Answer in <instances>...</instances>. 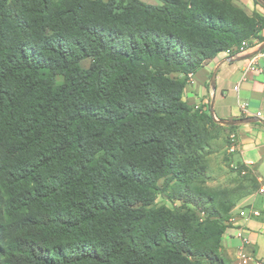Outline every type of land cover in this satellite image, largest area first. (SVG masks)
Masks as SVG:
<instances>
[{
	"label": "trees",
	"instance_id": "16d2710c",
	"mask_svg": "<svg viewBox=\"0 0 264 264\" xmlns=\"http://www.w3.org/2000/svg\"><path fill=\"white\" fill-rule=\"evenodd\" d=\"M158 1L0 0V264H225L236 203L200 221L155 197L211 202L192 184L199 123H217L183 92L218 53L263 40L264 13Z\"/></svg>",
	"mask_w": 264,
	"mask_h": 264
},
{
	"label": "crops",
	"instance_id": "0c3cea01",
	"mask_svg": "<svg viewBox=\"0 0 264 264\" xmlns=\"http://www.w3.org/2000/svg\"><path fill=\"white\" fill-rule=\"evenodd\" d=\"M244 8L250 14L256 5L247 2ZM252 64L254 68L245 72ZM183 99L191 106L205 107L216 120L236 121L226 125L231 130L230 151L237 162L252 170L257 188L231 210L220 255L231 264H264V51L252 47L232 56L218 53L189 75ZM252 209L258 215H251ZM241 210L249 216H240Z\"/></svg>",
	"mask_w": 264,
	"mask_h": 264
},
{
	"label": "rangeland",
	"instance_id": "374dc122",
	"mask_svg": "<svg viewBox=\"0 0 264 264\" xmlns=\"http://www.w3.org/2000/svg\"><path fill=\"white\" fill-rule=\"evenodd\" d=\"M142 1L150 4H159L158 0ZM255 1L257 0H233L236 5L240 6L244 10V6L247 5V2L250 5L255 3L256 8L252 10V13L255 12L263 14L264 6L259 1H257V3ZM261 1L264 2V0ZM258 35L263 38V40L250 37L244 45L245 49L254 47L257 51H264V28ZM89 62V59H84L80 62V65L82 67H87ZM198 108L199 106L194 109ZM214 121L217 124L211 125L210 123H199L200 127H198L203 129L201 134L204 140H206L203 148L199 151L204 156L205 172L204 176L198 179V182L194 181V184H192V188L200 192L203 191L205 195L210 196L212 199L211 202L203 201L202 206L199 208L190 203H183L181 200L172 199L171 194L168 192H158L155 197V203L157 205H164L170 209L185 207L186 209L193 211L197 218L202 221L205 219V213L202 209L206 210L215 207L223 214H226L224 210V206H226V204L222 201L225 199L224 197H227L232 202L237 203L240 197H243L256 189L251 188L256 183L252 170L240 162H237L233 157L232 151H230V147L232 145L230 128L225 124L219 123L215 119ZM161 183L162 182L160 181V184ZM224 193L226 194L224 195ZM227 216L230 218L231 212L230 214H227ZM227 216L225 215L226 218ZM229 218L226 222L228 228L231 225ZM221 246L222 241L217 249L219 257L223 259L225 264H231L229 261L221 257Z\"/></svg>",
	"mask_w": 264,
	"mask_h": 264
},
{
	"label": "built area",
	"instance_id": "2783aa9c",
	"mask_svg": "<svg viewBox=\"0 0 264 264\" xmlns=\"http://www.w3.org/2000/svg\"><path fill=\"white\" fill-rule=\"evenodd\" d=\"M245 43H243L242 44V46L240 47V50H239V52L238 53H240V52H242V51H244L245 50ZM226 53L228 54L229 53V51L227 50L226 51ZM238 53H236V54H238ZM254 68V66H253V64L252 65H249L248 67H246V69H245V72L247 71V70H251V69H253ZM235 89H237V86H235L234 87ZM210 113V112H209ZM213 116V115H212ZM257 116H260V113H257ZM262 190V189H261ZM251 215H258V211L257 210H250V212H249ZM249 213H247L245 210H241L240 212H239V214H240V216H244V217H248L249 216ZM243 240L245 241V242H247V238H245V237H243ZM243 262H246V259L244 258V260H243Z\"/></svg>",
	"mask_w": 264,
	"mask_h": 264
},
{
	"label": "water",
	"instance_id": "95a60500",
	"mask_svg": "<svg viewBox=\"0 0 264 264\" xmlns=\"http://www.w3.org/2000/svg\"><path fill=\"white\" fill-rule=\"evenodd\" d=\"M259 1L263 6H264V2L261 1V0H257ZM216 71H217V68H215L212 72V75H211V83L213 84V81H214V78H215V75H216ZM214 118V117H213ZM215 119V118H214ZM216 120V119H215ZM218 121L219 123L221 124H225V125H232L234 123H236L235 120H227V121H224V120H216Z\"/></svg>",
	"mask_w": 264,
	"mask_h": 264
}]
</instances>
